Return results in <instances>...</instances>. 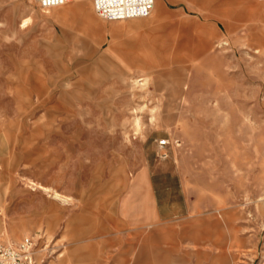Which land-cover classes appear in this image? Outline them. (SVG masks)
Segmentation results:
<instances>
[{"label": "rangeland", "instance_id": "1", "mask_svg": "<svg viewBox=\"0 0 264 264\" xmlns=\"http://www.w3.org/2000/svg\"><path fill=\"white\" fill-rule=\"evenodd\" d=\"M263 2L108 22L92 0H0V244L33 238L37 264H264Z\"/></svg>", "mask_w": 264, "mask_h": 264}, {"label": "built area", "instance_id": "2", "mask_svg": "<svg viewBox=\"0 0 264 264\" xmlns=\"http://www.w3.org/2000/svg\"><path fill=\"white\" fill-rule=\"evenodd\" d=\"M43 12L61 7L70 0H33ZM97 16L103 21H125L147 18L154 7V0H92ZM165 141L160 142L164 147ZM36 244L29 237L15 244H0V264H37Z\"/></svg>", "mask_w": 264, "mask_h": 264}, {"label": "crops", "instance_id": "3", "mask_svg": "<svg viewBox=\"0 0 264 264\" xmlns=\"http://www.w3.org/2000/svg\"><path fill=\"white\" fill-rule=\"evenodd\" d=\"M85 0H77L73 5H70L68 7H61V8H54V10L56 11H60V10H69L71 12H75V13H82V5L81 3L84 2ZM167 1V0H155V6H154V10L152 11L151 15L154 19L155 18H162V19H167V13L165 12V10L163 9V3ZM260 2H263L264 0H259ZM264 3V2H263ZM261 3V4H263ZM251 13H252V16L255 14V13H260L261 10L256 8V7H252V9H250ZM96 21V19H94ZM27 22L25 25H24V22ZM29 23V19H25L22 24L20 25V27H26ZM261 29V32H264V28H260ZM263 34V33H262ZM261 43L264 44V34L261 36ZM141 79H136L135 82H140Z\"/></svg>", "mask_w": 264, "mask_h": 264}, {"label": "bare ground", "instance_id": "4", "mask_svg": "<svg viewBox=\"0 0 264 264\" xmlns=\"http://www.w3.org/2000/svg\"><path fill=\"white\" fill-rule=\"evenodd\" d=\"M70 2H71V0H70ZM66 5H68V3H67ZM66 5H64V6H66ZM64 6H61V7H64ZM154 6H155V0H154ZM61 7H56V8H61ZM53 9H54V8H53ZM51 10H52V9H51ZM153 10H154V7H153ZM153 10H152V11H153ZM49 11H50V10H49ZM49 11H48V12H49ZM151 13H152V12H151ZM150 15H151V14H150ZM150 15H149V16H150ZM61 200H62V199H61Z\"/></svg>", "mask_w": 264, "mask_h": 264}]
</instances>
